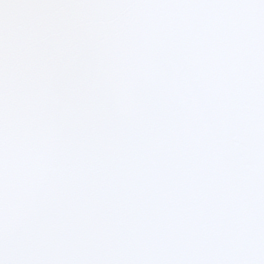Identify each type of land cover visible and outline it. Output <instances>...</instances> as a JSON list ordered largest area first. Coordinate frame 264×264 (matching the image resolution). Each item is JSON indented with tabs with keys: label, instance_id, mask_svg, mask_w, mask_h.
<instances>
[{
	"label": "water",
	"instance_id": "water-1",
	"mask_svg": "<svg viewBox=\"0 0 264 264\" xmlns=\"http://www.w3.org/2000/svg\"><path fill=\"white\" fill-rule=\"evenodd\" d=\"M0 264H264V0H0Z\"/></svg>",
	"mask_w": 264,
	"mask_h": 264
}]
</instances>
